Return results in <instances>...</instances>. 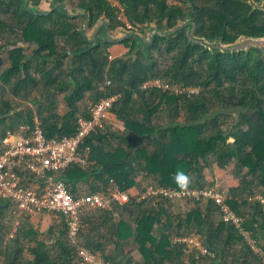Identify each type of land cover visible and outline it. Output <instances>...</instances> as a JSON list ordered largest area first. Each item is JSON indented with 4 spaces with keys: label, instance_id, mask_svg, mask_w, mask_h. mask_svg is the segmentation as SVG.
<instances>
[{
    "label": "trees",
    "instance_id": "trees-1",
    "mask_svg": "<svg viewBox=\"0 0 264 264\" xmlns=\"http://www.w3.org/2000/svg\"><path fill=\"white\" fill-rule=\"evenodd\" d=\"M41 1L0 0V15L9 14L15 21L11 24L0 17V53L6 51L8 55L7 65L0 56V91L9 89L14 98L36 105L39 127L46 139L55 140L74 135L78 119L90 117L88 104L84 111L78 109L86 94L90 95L89 103L121 96L111 113L124 123V130L112 132L105 123L95 128L79 145V152L87 156L86 163L71 165L57 176L76 197L108 195L114 187L130 195L125 205L85 210L77 245L110 264H264V206L259 201L239 199L252 184L264 194L263 52L250 48L211 53L191 44L182 31L168 38L156 37L146 48L128 40L122 43L129 48L127 57L110 61L108 51L114 44L86 42L74 24L76 18L68 16L76 11L87 13L90 29L102 18L109 21L111 31L125 28L109 0H53L51 9L62 3L67 14L60 6L46 11V15L33 13L41 12L28 2L38 6ZM114 1L123 8L129 24L141 33L152 24L165 32L188 19L195 25L194 36L207 42L225 45L240 37L264 38V12L254 10L247 0ZM7 34L15 40L5 41ZM62 39L63 44L70 45L67 50L57 48V41ZM29 47L33 49L27 54ZM63 66L68 69L66 80L60 79ZM155 79L169 87L203 90L187 95L155 86L143 88ZM67 91L63 97L67 111L59 116L54 97ZM215 105L218 107L212 111ZM162 106L176 114L183 108L186 118L157 124L154 118ZM230 110H237L239 118L227 125V119H218V115ZM36 116L29 109L20 113L12 102L0 99V153L6 135L22 127L33 129ZM211 155L222 169L234 166L232 177H238L244 187H231L225 204L241 220L242 229L250 234L262 256L253 251L234 225L221 220L220 207L212 201L186 199L194 207L181 217L168 211L167 205L174 203L168 198L160 196L156 203L152 198L142 199L146 186L137 195L131 192L143 183L138 175L153 179L154 184L149 186L155 189L212 187V181L203 183ZM178 169L190 177L183 188L173 178ZM22 176L23 186L35 187L34 175L24 171ZM83 183L88 185L87 192L79 188ZM6 216L15 220L5 223ZM37 216L42 215L20 213L15 203L0 198V264H80L76 247L67 237L65 216L60 214L47 230L54 238L51 246L40 239L37 226L25 225ZM192 233L200 236L212 257L196 251L187 254L184 245L171 241ZM109 243L112 249L107 251ZM129 243L136 246L141 261L132 262L124 252ZM25 252L31 258L25 259Z\"/></svg>",
    "mask_w": 264,
    "mask_h": 264
},
{
    "label": "built area",
    "instance_id": "built-area-1",
    "mask_svg": "<svg viewBox=\"0 0 264 264\" xmlns=\"http://www.w3.org/2000/svg\"><path fill=\"white\" fill-rule=\"evenodd\" d=\"M131 26L125 25L126 30ZM112 58V57H110ZM110 85V82L107 83ZM146 83L143 88L154 86ZM119 100V95L103 98L97 103H89L88 119L80 117L77 121V131L74 135L63 136L60 139H46L38 123L33 129L22 127L20 130L8 133L2 141L0 153V198L9 199L17 206L20 213L32 216L48 215L66 218L67 237L76 247L80 264H110L90 250L77 245L78 232L81 229V216L87 209H112L115 205H125L130 201V195L118 187L109 191L108 195L100 193L73 196L66 184L57 176L71 165H84L87 156L79 152L81 142L101 127L112 115L111 110ZM35 176V187L23 186V172ZM145 195L141 198H152L156 203L159 197L170 200L203 199L212 201L220 207V217L225 223H231L242 231L241 220L225 204L223 196L214 187L203 189H155L146 186ZM172 243L185 246V252L194 251L201 255L212 254L201 244L200 239L193 235L175 237ZM190 264V263H187Z\"/></svg>",
    "mask_w": 264,
    "mask_h": 264
},
{
    "label": "rangeland",
    "instance_id": "rangeland-1",
    "mask_svg": "<svg viewBox=\"0 0 264 264\" xmlns=\"http://www.w3.org/2000/svg\"><path fill=\"white\" fill-rule=\"evenodd\" d=\"M110 3L112 4V6L114 8H116V14H117V17H118V21L122 22L123 24L125 25H129L131 26V30H135L137 31L136 29H134L132 27L131 24H129V22L127 21L126 17L124 16V10L123 8L119 5L118 2L114 1V0H109ZM68 3V1H66ZM30 6H33L35 7L38 11L40 12H46V11H49L51 10L52 8V4L54 3L53 0H42L40 2V4H38V6L34 5L32 2H28ZM1 18H5L9 23L11 24H14V20L13 18H11V16L9 14H5V15H0ZM75 25H77L79 27V31L81 32L82 29H83V26H84V19L82 17H76V21L74 22ZM94 28V27H93ZM87 29L85 31V35L87 38H92L93 36V30L94 29ZM151 28L153 30H155L157 28V25L156 24H152L151 25ZM122 29V27H119L117 28L115 31H111L110 29V35L115 37L118 35L119 31ZM149 29H146L144 30L142 34L146 35L148 33ZM139 32V31H137ZM141 33V32H139ZM102 36V33L99 34V37ZM5 41L7 42H11V41H14L15 38L10 35V34H7L5 36ZM99 38H97L96 41H93L92 45H98L100 44V42H105L103 40H100ZM70 47L69 44H63V39L62 40H58L57 41V48L59 49H65L67 50L68 48ZM11 49V48H10ZM33 49V47H29V48H26V53H30L31 50ZM129 51V48H126L125 46H123L122 44L120 45H117V44H114V46L112 48L109 49L108 51V58L110 61H113L115 60L116 58H121V57H127V52ZM126 54V55H125ZM0 56L4 59L5 63L4 65H7V59H8V55H7V52L6 51H3L2 53H0ZM134 58H137L136 54H133ZM112 57V58H110ZM168 58H167V64H168ZM0 71H2V68L0 69ZM61 71V74H62V78L60 77V79H63V80H66L67 77H66V74L68 72V69L66 66H63L62 69H60ZM59 72V70L54 73L55 75H58L57 73ZM59 79V78H58ZM152 83H154L155 87L157 88H160L161 90H164V91H169V92H172V93H175V94H187V95H197L198 93H200V89L199 88H195V87H189V88H184V87H180V86H171L169 87L165 81L163 80H159V79H155L153 81H150ZM70 89V86L68 87V91ZM35 89H32L31 91H33L32 93L34 95H38L37 94V91H34ZM68 91L64 94H57L55 97H54V100L55 102L57 103L56 107V113L61 116L63 115L67 109H66V105H65V102H64V95L68 93ZM200 91V92H199ZM89 93L85 95L84 99L78 103V109H79V112H82L85 110L86 108V105L89 104L90 101V98H89ZM120 95H119V99H120ZM1 98H4V100H7V101H10L12 102V104L14 105V107H16L17 111H19L20 113H23L25 112L27 109L31 110L32 113L34 114V116H36V113H35V110H36V105H33L32 103H27L25 102V100H21L20 98H14L13 95L11 94L10 90L8 89L6 91V93H3L0 91V99ZM43 101V100H42ZM218 107L217 105H215L213 108H212V111ZM186 110H183V108H181L179 110V112L176 114L175 112H171V110H168L166 107L162 106L160 108V110L157 112V115L156 117L154 118L155 119V123L157 124H164L165 122L168 121V119H185L186 118ZM248 115V114H247ZM251 115V114H249ZM212 116H210V118L212 119ZM218 119H227L225 120V124H229L231 122L232 119H238L239 118V112L237 110H230L228 112H223L221 115H218ZM35 121L39 123V120L37 119V116L35 117ZM105 124L110 126V131L112 132H115L117 133L118 131H123L124 130V123L118 119H116L114 116L113 118L111 119H107L105 121ZM113 144H115V140L111 138L110 140ZM229 142H232V139L229 140ZM107 148H109V145H106ZM208 160V168L207 170H205V178L203 179V183L205 185L211 183V181L214 183V185L212 187L214 188H217L220 193L221 196L225 198H227L228 196H230V193H231V187H234V186H238V185H241L240 184V181L238 180V177H235L233 178L232 177V172L234 171V166L232 164H230L226 169H222L220 167H218L217 165V162L215 160V157L214 156H209L207 158ZM137 179H141V181L143 183H141V186L139 188H137V190H132L131 192L135 195L139 194L143 189H144V186H149L151 183L154 184V180L151 179V178H141V175L137 176ZM248 180V178H247ZM238 187H244V186H238ZM81 191H85L87 192V189H88V185L86 184H80V187ZM251 192V194L249 193ZM243 194L240 198L239 196V199L243 200L244 198H247L249 199L250 202H255V201H259V203L261 205L264 206V194L262 193V190L260 187L256 186V185H250V188L248 189V191H243ZM145 195V193L141 194V197ZM206 201V200H204ZM172 202L174 203H170L168 206V211H170V213L174 216L175 214L179 213V215L181 217H184L185 216V213L191 209H193V204L189 201H186V200H173ZM251 203V204H252ZM204 206V204H202ZM44 216V217H42ZM42 216H37L29 221H27V223L25 224L26 226H33L40 230V233H41V236H40V239L46 241L47 244H49L50 246L54 243V238H52L51 235L48 234L47 230L50 227L54 226V223H56L55 219L57 218H54L53 216H48V215H42ZM126 218L125 219H128V217H130L129 215H126L125 216ZM9 216H6L3 220L5 221V223H8L10 221H13L15 219L11 218L9 220ZM164 217L162 219V221H164ZM217 219H219L218 215H217ZM55 220V221H54ZM52 225V226H51ZM160 226L158 225L156 227V233L157 231L159 230ZM241 235L243 236L245 242L250 245V247L253 249L254 252H257V254L259 256H262V252L260 250L259 247L256 246L254 240L251 238L250 234L248 232H246L245 230L242 229V231H240ZM195 235L197 236L199 239H200V236L195 234V233H192V234H189V235ZM189 235H185V236H176V237H187ZM175 237L171 238V241L174 240ZM201 241V240H200ZM108 245V248H107V251H110L112 249V243H109ZM124 252L127 253V255L130 256L132 262H139L141 261V256L140 254L138 253L137 251V248L135 245H133L132 243H129L128 245H125L124 248H123ZM31 258V255L28 254L27 252H25V259H29ZM127 260V259H126ZM184 260L186 261L187 259L184 257ZM2 262V260H0ZM2 264V263H1Z\"/></svg>",
    "mask_w": 264,
    "mask_h": 264
},
{
    "label": "water",
    "instance_id": "water-1",
    "mask_svg": "<svg viewBox=\"0 0 264 264\" xmlns=\"http://www.w3.org/2000/svg\"><path fill=\"white\" fill-rule=\"evenodd\" d=\"M248 3L254 8V10H260L264 12V3H261L260 5L253 3L251 0H247ZM61 7L65 13L67 14V8L65 4H57L53 7V9L57 7ZM51 9V10H53ZM35 14H43L46 15V12L36 13L32 11ZM71 18L76 17H84V26L81 31V34L83 38L88 43H92L93 41H96L97 38L100 40L109 42L111 44H122L128 40H136L138 43V46L141 48H146L149 46H152L154 40L156 37L159 38H168L170 36H174L175 34L185 31L186 37L188 41L193 45H200L204 48H207L211 53L221 52V53H235L240 51H248L250 48H258L260 49L264 54V38H245L240 37L232 44H222L220 42H207L204 39H199L194 36V30L195 25L191 20H185L180 21L177 23V25L171 29L167 30L165 32H160L157 29L153 30L152 28H149V31L146 35L139 33L135 30H126L125 28H122L118 35L113 37L110 35L109 26L110 23L107 19L102 18L100 19L96 25L94 26L93 30V36L92 38H87L85 35V31L87 29H90V20L89 15L87 13H83L81 11H76L74 15H69ZM102 33V36L99 37V34Z\"/></svg>",
    "mask_w": 264,
    "mask_h": 264
},
{
    "label": "clouds",
    "instance_id": "clouds-1",
    "mask_svg": "<svg viewBox=\"0 0 264 264\" xmlns=\"http://www.w3.org/2000/svg\"><path fill=\"white\" fill-rule=\"evenodd\" d=\"M173 178L177 181L179 186L182 188L187 185L190 179V177L188 176L186 172H184L183 170H179V169L175 172Z\"/></svg>",
    "mask_w": 264,
    "mask_h": 264
},
{
    "label": "crops",
    "instance_id": "crops-1",
    "mask_svg": "<svg viewBox=\"0 0 264 264\" xmlns=\"http://www.w3.org/2000/svg\"><path fill=\"white\" fill-rule=\"evenodd\" d=\"M117 45H120V44H117ZM113 116H114V115H111V116H110V118L112 119V118H113ZM114 117H115V116H114ZM115 118H116V117H115ZM35 183H36V182H35ZM34 186H36V185H34Z\"/></svg>",
    "mask_w": 264,
    "mask_h": 264
}]
</instances>
